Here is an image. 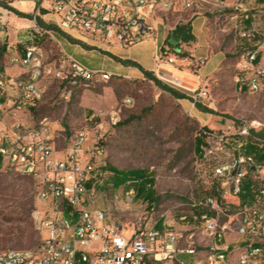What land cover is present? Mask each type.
<instances>
[{"label": "rangeland", "instance_id": "obj_1", "mask_svg": "<svg viewBox=\"0 0 264 264\" xmlns=\"http://www.w3.org/2000/svg\"><path fill=\"white\" fill-rule=\"evenodd\" d=\"M240 2L249 14L257 15V27L264 34V2ZM8 6L28 15L24 17L9 11L10 17L24 19L15 18L18 23L33 26L30 22L32 13H29L30 6L26 0L15 5L11 2ZM4 9L0 5V22ZM242 15L231 8L219 9L212 5L192 11L164 13L158 19L155 37L129 49L95 44L77 32H61L55 28L51 35L56 42L45 36L24 43L41 46L50 60L59 58L62 50L92 72L111 74L108 81L97 80L86 87L74 89L66 104L55 103L62 85L48 81L44 100L29 118L30 123L47 118L54 129L64 130L57 142L59 149L66 146L75 130L88 123L86 119L90 115L94 114L95 121L103 123L101 131L94 133L90 130L88 141L92 144L102 135L100 142L105 148L107 179L99 189L95 205L106 209L111 220L124 228L139 222L146 224L157 221L156 229L161 230V220L171 221L172 228L181 235L180 248L191 246L199 254L218 248L225 251L226 264H239L240 253L251 243V239L240 233V228L245 225V217L240 214L239 207L231 203L222 207L216 215L215 233L206 229L203 222L192 218L193 204L207 197H215L210 188L225 183L212 175L213 164L196 157L194 140L202 131L210 132L213 136L264 131V91L255 94L239 92L235 81L246 74L240 68L241 54L263 43L258 35L250 41L241 37L245 26H248ZM54 19L52 15L45 17L48 25L53 24ZM10 23L13 21L10 20ZM183 24H190L194 36L190 42L177 39L173 33L177 25ZM15 28L18 30L20 27ZM0 31L3 30L0 28ZM14 33L12 29L11 36ZM8 39V36L1 35L2 61L8 43L12 42ZM17 41L19 39L13 45H21ZM171 55H175L176 63L168 66L166 57ZM204 58L207 61L202 66L199 60ZM118 59L135 62L144 70L150 69L148 71L163 85L185 98L175 99L156 87L140 70L125 67ZM258 62L254 65L260 67ZM158 64L161 66L158 67ZM7 71L17 70L12 68ZM163 73L181 79L185 88L174 87L162 79ZM199 82L206 87L207 99L198 97ZM125 99H130L131 103L123 104ZM92 125L93 122L90 123ZM211 146L213 152H220L217 151L220 144L216 138H212ZM112 169L136 171L146 182L144 189L137 193V188L142 184L135 179H131L129 185L113 186ZM250 180L254 182L255 189L264 190V166L251 173ZM130 188L134 189L135 197L127 205L123 193ZM37 196L38 186L32 177L0 164V251L35 249L38 246L39 235L32 213L43 203L38 201ZM226 199L229 202L232 200L230 196H226ZM249 206L264 214L262 193L256 194ZM194 213L200 215L198 211ZM224 226L226 228L219 238L217 234ZM263 237L264 230L260 239ZM260 239L254 243L260 245L262 253L249 264H256V261L264 264V243ZM179 259L185 260L182 257Z\"/></svg>", "mask_w": 264, "mask_h": 264}, {"label": "built area", "instance_id": "obj_2", "mask_svg": "<svg viewBox=\"0 0 264 264\" xmlns=\"http://www.w3.org/2000/svg\"><path fill=\"white\" fill-rule=\"evenodd\" d=\"M13 1L0 0V3L9 5ZM26 1L33 4L30 21L33 26L17 30V34L23 35L26 41L45 36L54 40L51 31L55 28L61 32H77L92 43L118 49H129L154 38L158 19L164 13L192 11L207 5L241 11L244 21L248 22L241 37L250 41L258 35L263 43L241 54L240 68L246 74L236 78L237 90L248 94L264 91V34L257 27V15L249 14L240 0ZM8 12L3 10L5 18ZM47 15L55 17L53 24H47L44 19ZM39 19L43 24L38 22ZM0 27L6 30L8 24L0 23ZM60 53L59 58L50 60L47 51L34 43L24 45L22 53L8 44L4 61L0 59V164L32 177L38 186L37 199L43 203L32 213L39 235L38 246L35 249L2 250L0 264H226L227 255L218 248H211L201 258L191 246L180 248L181 235L172 228L171 221L160 219L161 230L156 229L157 221L139 222L124 228L111 220L106 209L95 205L99 189L107 179V169L105 148L100 142L102 135L92 144L88 142L90 130L97 133L103 128L101 121H95L94 114L86 119L88 123L84 127L73 132L63 149L58 148L57 142L64 130L54 129L47 118L37 123L29 122L32 114L28 108L42 103L48 81L62 85L55 103L66 104L79 86L86 87L90 82L110 79V74L92 72L62 50ZM257 55L261 57L260 67L254 65ZM156 60L159 61V57ZM206 61V58L201 59L199 64L203 66ZM175 63V55L166 57L168 66ZM12 68L17 71H7ZM163 76L162 79L174 87L185 88L181 79L168 73H163ZM200 85L201 82L198 84V97L207 99L206 87ZM130 103V99L123 101L125 105ZM203 133L206 134V142L201 147V159L214 161L216 165L212 175L225 183L216 189L220 200L207 197L193 204L192 218L203 222L206 229L215 233L216 215L224 207L222 201L239 191L240 179L250 168L255 171L259 168L252 157L236 156L225 147L224 135ZM241 134L248 133L242 131ZM212 138L219 141L218 154L212 151ZM211 154L213 156L209 157ZM131 183L129 180L125 184ZM261 193L264 197V190ZM123 195L129 205L134 200L135 191L130 188ZM196 208H206L215 216L209 217L206 212L198 216L194 213ZM239 210L245 217V225L239 231L251 239L240 253L239 264H249L262 253L261 247H254V241L260 239L264 230V214L246 205ZM225 228L222 227L217 234L219 238ZM260 240L264 243V237ZM180 255L191 260L179 259ZM255 263L262 264L261 261Z\"/></svg>", "mask_w": 264, "mask_h": 264}, {"label": "trees", "instance_id": "obj_3", "mask_svg": "<svg viewBox=\"0 0 264 264\" xmlns=\"http://www.w3.org/2000/svg\"><path fill=\"white\" fill-rule=\"evenodd\" d=\"M5 9L8 11H13L15 14H19L21 16H28L27 14H23L19 12L18 10L11 8L8 6V4H1ZM235 13L241 12L238 10H233ZM250 13L249 11H247ZM243 14V12H241ZM236 15V14H235ZM38 22L40 24H43V22L39 19ZM248 23V22H247ZM174 35L177 39L183 41V42H190L193 40L194 36L191 32L190 24H183V25H177L174 30ZM114 59H117L116 57H113ZM260 59V55H257L256 62ZM121 63L125 64L126 66L135 67L138 70L142 72V74L150 81L154 83L156 87H158L160 90L168 92L171 96H173L175 99L181 100L185 97L177 92L176 90L163 85L159 80H157L153 74L148 71L144 70L140 65H138L135 62L129 61V60H120ZM37 107H29L28 111L33 115L35 112H37ZM264 131L256 132L253 134H247V135H240L236 134L233 136H226L225 135V142L224 145L228 149H230L236 156H245V157H252L255 161V165L259 168L260 166H264V138H263ZM206 142V134L202 133L196 136L194 140V152L196 157H202V149L201 147ZM210 164L216 165L214 161L209 162ZM113 171V186L119 187L122 184H125L127 181L131 179L138 180L141 186L137 188V193H140L144 186L146 185V182L144 181V178L141 177L140 174H138L136 171H118L115 169H112ZM255 172V169H251L250 171L240 179L239 184V191L235 194L229 195L232 200L231 202L228 201V199H225L222 201L223 206L228 205L231 203V205L242 208L243 206H249V202H253L256 194H261V191L258 189H255V184L250 180V174ZM152 181H150L151 183ZM219 188V186H212L210 188V192L213 196L217 197L218 200H220L219 193L216 191V189ZM201 213H208L209 217H214L215 213L213 211H210L206 208H196L194 209V212ZM260 247L258 244H254V247Z\"/></svg>", "mask_w": 264, "mask_h": 264}, {"label": "crops", "instance_id": "obj_4", "mask_svg": "<svg viewBox=\"0 0 264 264\" xmlns=\"http://www.w3.org/2000/svg\"><path fill=\"white\" fill-rule=\"evenodd\" d=\"M262 1V0H261ZM19 1L18 0H15V1H13L12 2V4L13 5H15L16 3H18ZM27 3H28V5L30 6V12L29 13H32V8H33V4L31 3V2H29V1H27ZM243 8H244V4H243ZM245 9V8H244ZM19 11V10H18ZM25 13V12H24ZM4 15V14H3ZM16 19H20V18H18V17H15ZM13 19L12 17H10V14H9V12H8V15H7V17L5 18V17H3V20H2V22H0V23H3V24H5V23H7L8 24V28L6 29V30H4L3 29V31H0V39H1V35H6V36H8V40H11L12 42H9L8 44H10V45H12L13 47H15V48H17V50L19 51V52H23V48H24V43L26 42V40L24 39V37H23V35H21V34H17V28H15V27H20L18 30H20V29H24L25 27H28L29 25L28 24H22V23H18L17 21H16V19ZM45 19V18H44ZM10 20H12L13 21V23L11 24L10 23ZM20 20H24V19H20ZM46 21V20H45ZM1 28V27H0ZM13 29V32H15L12 36H11V34H10V32H11V30ZM16 39H19V41H17L19 44H21V45H19V46H17V45H13V43H15V41H16ZM87 45H90V44H87ZM125 67H128V68H131L130 66H125ZM133 68V67H132ZM215 69V68H214ZM214 69L211 71V72H213L214 71ZM145 70H150V69H145ZM210 72V73H211ZM106 73V72H105ZM210 73H207V74H210ZM109 74V73H108ZM111 75V74H110ZM206 253H203V252H200V254L198 255V257L199 258H201V257H203L204 255H205ZM179 257H182V258H185V260L186 261H189V260H191V258L190 257H188V256H186V255H180Z\"/></svg>", "mask_w": 264, "mask_h": 264}]
</instances>
